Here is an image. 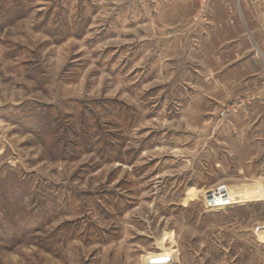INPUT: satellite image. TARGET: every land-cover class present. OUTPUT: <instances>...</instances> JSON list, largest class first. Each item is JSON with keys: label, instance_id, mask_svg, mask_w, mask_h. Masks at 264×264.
Wrapping results in <instances>:
<instances>
[{"label": "rangeland", "instance_id": "obj_1", "mask_svg": "<svg viewBox=\"0 0 264 264\" xmlns=\"http://www.w3.org/2000/svg\"><path fill=\"white\" fill-rule=\"evenodd\" d=\"M146 4L0 0V264H264L263 72L193 102L198 63L131 57Z\"/></svg>", "mask_w": 264, "mask_h": 264}, {"label": "crops", "instance_id": "obj_2", "mask_svg": "<svg viewBox=\"0 0 264 264\" xmlns=\"http://www.w3.org/2000/svg\"><path fill=\"white\" fill-rule=\"evenodd\" d=\"M203 1L146 0L142 8L132 9L130 29L162 23L165 32L160 37L133 39L131 57L136 62L182 59L188 66L198 63V71H207L203 77L209 78V87L196 84L193 102L208 99L214 86L235 77L234 72L240 68L247 67L249 72L253 66L257 72H263L260 79L264 83V52L258 55L253 52L257 47L255 35L263 38L264 0H205L201 12L198 5ZM131 6H135L134 2ZM147 45L151 48L143 53L142 47ZM208 88L211 89L207 94ZM184 108L190 109L191 103Z\"/></svg>", "mask_w": 264, "mask_h": 264}, {"label": "built area", "instance_id": "obj_3", "mask_svg": "<svg viewBox=\"0 0 264 264\" xmlns=\"http://www.w3.org/2000/svg\"><path fill=\"white\" fill-rule=\"evenodd\" d=\"M204 7L205 6L203 4L200 5V11L201 12L204 11L203 10ZM232 108L233 107H226V108L222 109L219 112V117L220 118L226 117L228 115V113L231 112V110H233ZM205 198H206V201L208 202V205L210 207H213V208H218V209L220 208L221 209L224 206L234 204V203H227L228 198H229V192H228L227 186L224 184H220V185L214 187L213 189L206 191ZM218 201L225 202V203L222 205H218Z\"/></svg>", "mask_w": 264, "mask_h": 264}, {"label": "bare ground", "instance_id": "obj_4", "mask_svg": "<svg viewBox=\"0 0 264 264\" xmlns=\"http://www.w3.org/2000/svg\"><path fill=\"white\" fill-rule=\"evenodd\" d=\"M253 189H254V188H253ZM253 189H251V194H252V195H253L254 192H255V191H253ZM256 190H257V189H256ZM230 195H231V197H232V194H230ZM234 195H235V194H234ZM235 196H236V197L233 196L232 198L230 197V198H228V199H229V200H230V199H244V196H243V194H241V193H239L238 196H237V195H235Z\"/></svg>", "mask_w": 264, "mask_h": 264}, {"label": "trees", "instance_id": "obj_5", "mask_svg": "<svg viewBox=\"0 0 264 264\" xmlns=\"http://www.w3.org/2000/svg\"><path fill=\"white\" fill-rule=\"evenodd\" d=\"M43 119H44V118H42V121H43ZM123 120L125 121V119H123ZM42 121H41V123L44 122V121H43V122H42ZM40 127H41V129H43V128H44V127H43V124H40V125H39V128H40ZM87 142H89V141H87Z\"/></svg>", "mask_w": 264, "mask_h": 264}]
</instances>
